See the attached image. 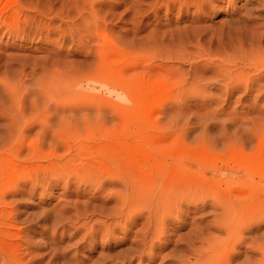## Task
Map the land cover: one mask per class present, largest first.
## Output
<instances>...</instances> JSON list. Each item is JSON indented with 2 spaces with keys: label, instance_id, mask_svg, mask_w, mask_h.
<instances>
[{
  "label": "rangeland",
  "instance_id": "1",
  "mask_svg": "<svg viewBox=\"0 0 264 264\" xmlns=\"http://www.w3.org/2000/svg\"><path fill=\"white\" fill-rule=\"evenodd\" d=\"M104 1L101 3L108 4L100 0H1L0 81L21 79L22 85L33 87L44 80L66 85L63 90L77 108L71 116V130L76 136H92L96 143L107 142L120 151L130 145L137 150L145 136L167 138L164 146L169 147L173 161L200 173L228 195L240 194L242 197L234 200L241 199L239 203L246 209L259 211L264 196L258 198L261 203L257 205L252 191L264 176V73L259 76L258 71L259 78L253 66L243 69L242 63L253 55L264 58V15L255 23L245 24L247 31L243 25H236L246 12L259 6L257 0H210L198 19L195 17L200 11L193 4L187 5L189 0ZM93 2L99 4L95 7L97 14L93 13L96 17H91L95 21L89 16ZM79 12L84 13L83 19ZM62 21L69 25H62ZM228 22L235 25H226ZM243 39L251 41L250 45ZM223 61L231 63L223 66ZM219 63L223 68H217ZM242 72L246 77L248 73L243 80L252 78L248 85L238 79ZM1 94L0 87V102L6 101ZM6 123L0 121V137H5L1 127ZM53 184L39 185L33 194L17 195L21 217L35 222L28 235L34 248L27 258H42L50 250L48 246L55 243L67 244L69 257L81 264H100L107 256L121 262L120 252L132 245L146 218L122 229L117 226L113 235H102L103 229L97 225L105 219L101 209L112 207L114 199L104 202L105 194L91 184L83 186L81 193L77 183L66 187L64 182ZM24 188L33 189V185ZM213 209L207 206L182 222L168 223L164 238L158 240L164 245L155 248L156 255L141 261L136 257L131 264L185 263L177 257L196 264V255L186 244L190 240L195 247L203 244L197 239L200 237H195L198 241L192 239L196 229H203L205 236L220 235L219 230L209 227ZM61 211L67 218L66 226L64 231L60 228L54 233L50 221L60 217ZM258 214L254 219L264 221L263 214ZM200 216L205 220L200 221ZM261 223L244 233L246 242L239 246L241 252L264 236ZM91 226L98 232L93 240ZM243 259L244 254L237 256L235 263Z\"/></svg>",
  "mask_w": 264,
  "mask_h": 264
},
{
  "label": "bare ground",
  "instance_id": "2",
  "mask_svg": "<svg viewBox=\"0 0 264 264\" xmlns=\"http://www.w3.org/2000/svg\"><path fill=\"white\" fill-rule=\"evenodd\" d=\"M209 1L210 0H189V2L187 1V5L193 4L197 8V11H200L209 6ZM250 1L253 0H246L248 3ZM257 2L259 6L250 9V12L247 10L248 12L242 16V20L240 17L236 25H243L242 29L244 28V30H246L248 28L245 29V24L250 25V23H255V21L262 19L260 17L264 15V0H257ZM105 3H107V1ZM101 4L100 6H102ZM96 5L99 4L92 3L90 11L92 13L91 15L89 14L90 18L93 16L96 17ZM94 11H96L95 15H93V13H95ZM197 14L195 19L202 16L201 11L200 14L199 12ZM79 15L82 19L84 18V13L79 12ZM88 19H84L85 22ZM91 19H94L93 21L97 20L96 18ZM89 21L91 22V20ZM83 24L85 27L86 25L91 26V23ZM231 24L232 23L228 22L226 25ZM62 25H69L68 21H62ZM90 28L92 27H89L88 30H90ZM255 28L257 29V27ZM259 29L258 32L260 31ZM164 35H166V33ZM261 35H263L261 37L264 38V33ZM246 40H244L243 43L247 44L248 41L246 42ZM250 43L251 41L248 44L250 45ZM254 56L255 55L252 57ZM252 57H248V59L242 63V67L244 69L246 66V68L253 66L252 68H254L253 70H255L256 75L259 71L260 76L264 73V58ZM227 63L224 62L223 64L226 65L223 66L229 65ZM248 65L250 66L248 67ZM223 66L220 64L217 68H223ZM243 72L240 73L241 75L237 74L239 76L238 79L248 85L252 78L245 80V78L248 77V73L246 77ZM243 76H245L244 80ZM262 76H264V74ZM20 80L21 79L16 82L0 81V87L2 89L1 95L6 99V101L0 102V121L7 122L1 127L5 129V137H0V264H81L69 257V248L67 244L57 246V244L51 243L50 246H48L50 250L42 258H27L29 257L27 256L29 255L28 251L30 252V250L32 251L34 248V243L29 239L28 235L35 222L34 219L30 217L25 219L21 217V213L17 207V195H21L24 192L33 194L37 186L42 184L45 186L50 185L52 181L55 182V184L64 182L65 187L72 183H77L78 187L81 188V190L78 191L79 193L82 192L83 186L91 184L101 193L105 194L107 200L104 202L107 203L108 200L114 199L115 204L112 207L110 206L107 209L103 207L101 209V215H103L104 212L105 219L102 222H98L97 225H99V230L103 229L102 235H113L117 226L122 229L134 225L136 220L141 217L146 218V221H143L144 223L142 224L144 225L142 228L143 230L141 229L142 231L140 233H136V236H134L135 240H132V245L127 250L120 252V256L122 257L120 258L121 262H115L118 260L117 258L107 256L105 257L106 260L100 264H131L136 257L139 258V261L144 258H153L156 255L154 252L155 248L164 245L159 244L158 240L164 238L163 230L168 223H176L178 220L182 222L189 218L192 213L204 211L203 209L207 206H212V208H214V214L209 211V214H213L214 216L211 222L208 221L209 227L211 229L214 227L219 230L220 235L213 236L210 233H206L205 236L203 229H196L192 232V239L200 237L197 239L203 241V244L198 247L192 244V240L189 241V244H186L190 252L196 255L195 257L197 260L195 263L264 264V240H262L264 236L258 238L254 246L247 250L243 252L239 250V246L242 245L243 242H246L244 233L250 230L254 224V227H257L262 224L261 222H264L261 219L258 221V218L254 219L258 213H261L260 215L263 214L262 218H264L263 205L258 206L259 211L248 210L246 209L247 206H244L245 204L242 205V203H239L241 199L237 200L235 198L234 200V197H242L240 194L236 195L235 193V195H228L214 185H210L200 173L189 171L188 169L186 170L179 162L173 161L171 153L167 151L169 147L166 148L167 138H162V136L156 139L151 137V139L143 135L144 142L138 145L137 150H132L130 145L125 151H120L119 149L118 151L116 148L119 147L114 148L112 145H109V143L107 144V142L105 143L102 141L101 143V141H97L96 143L92 136L88 139L87 137L89 135L86 136L87 134L85 135L87 139L76 136L77 133L71 130L73 129L71 128L73 127L71 123L73 117L71 116L75 114L74 110H77V108L75 105H72V97L69 98L70 95L68 96L67 91L63 90L66 85L62 87L44 80L39 86L37 85L38 87H33L26 83L22 85ZM241 81L239 82L242 83ZM76 104H78V102ZM85 115L86 114H84V116ZM84 116L81 115L83 118ZM116 124H118V122ZM79 125L80 124H78V126ZM74 126L77 125L74 124ZM148 127L149 126L146 128ZM77 129L75 131H77ZM2 132L3 131L0 130V135ZM34 133L35 136L31 137ZM83 133H85V131ZM130 135L132 134L130 133ZM73 136H76L74 140ZM118 138L120 139V137ZM128 138L130 137L127 136V139ZM252 138L255 137L252 135ZM122 139H124V137ZM165 141L166 146H164ZM108 142H111V140H108ZM161 144L163 146H161ZM123 145L121 147H123ZM241 168H243V166ZM257 169L259 168L257 167ZM29 184L33 185V189L27 190L24 188V186ZM242 187H244V185ZM248 187L249 190L252 188L250 186ZM252 193L257 197V201L259 197L264 196V176L262 177V181L258 183L257 186H254ZM11 196L14 198H10ZM260 199L258 202L256 201L257 203L255 204L258 205ZM261 201L263 202L264 200ZM56 208L57 207H55V210ZM62 215L63 213L61 211L60 217L54 216V220L50 221L54 233L57 232V229L61 228L62 231L65 229L67 218ZM200 217V221L205 220L204 216ZM48 220L49 219L45 217V221ZM256 220L258 222L254 223ZM196 221L197 220L192 222L196 223ZM204 222L206 223V221ZM23 224L28 225L23 228L20 226ZM211 225L213 227H211ZM92 226L90 229H92L93 232L91 234L93 240L97 237L98 232ZM105 231L107 233H104ZM189 249H187V251ZM250 250L252 252L251 255ZM242 254H244V259L241 262L235 263L237 256ZM177 258L179 261H185L183 264H187L188 262L185 258Z\"/></svg>",
  "mask_w": 264,
  "mask_h": 264
}]
</instances>
